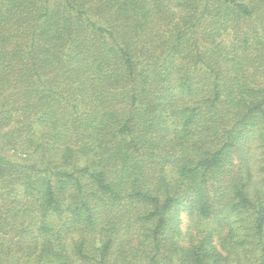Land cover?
Instances as JSON below:
<instances>
[{
	"label": "trees",
	"instance_id": "obj_1",
	"mask_svg": "<svg viewBox=\"0 0 264 264\" xmlns=\"http://www.w3.org/2000/svg\"><path fill=\"white\" fill-rule=\"evenodd\" d=\"M0 264H264V0H0Z\"/></svg>",
	"mask_w": 264,
	"mask_h": 264
},
{
	"label": "rangeland",
	"instance_id": "obj_2",
	"mask_svg": "<svg viewBox=\"0 0 264 264\" xmlns=\"http://www.w3.org/2000/svg\"><path fill=\"white\" fill-rule=\"evenodd\" d=\"M187 226V219L185 218L184 219V222H183V229L185 230V227Z\"/></svg>",
	"mask_w": 264,
	"mask_h": 264
}]
</instances>
